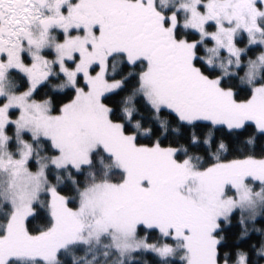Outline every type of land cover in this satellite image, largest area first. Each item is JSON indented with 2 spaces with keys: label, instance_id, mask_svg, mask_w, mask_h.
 Masks as SVG:
<instances>
[{
  "label": "snow or ice",
  "instance_id": "obj_1",
  "mask_svg": "<svg viewBox=\"0 0 264 264\" xmlns=\"http://www.w3.org/2000/svg\"><path fill=\"white\" fill-rule=\"evenodd\" d=\"M0 264H264V0H0Z\"/></svg>",
  "mask_w": 264,
  "mask_h": 264
}]
</instances>
